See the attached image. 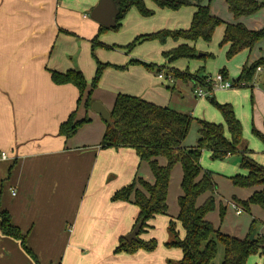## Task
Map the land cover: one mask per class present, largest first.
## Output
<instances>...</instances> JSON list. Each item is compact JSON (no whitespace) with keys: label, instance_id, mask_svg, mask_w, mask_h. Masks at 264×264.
Returning a JSON list of instances; mask_svg holds the SVG:
<instances>
[{"label":"crops","instance_id":"crops-1","mask_svg":"<svg viewBox=\"0 0 264 264\" xmlns=\"http://www.w3.org/2000/svg\"><path fill=\"white\" fill-rule=\"evenodd\" d=\"M99 1L0 0V200L2 207L11 213L14 224L28 234V246L39 260L37 263L20 240L2 232L0 219V264H167L166 259L171 256L170 252L166 256V253L160 255L142 249L135 253L117 251L120 238L133 230L138 207L133 202L112 200V195L135 177L153 182V173V177L150 176L148 167L141 171L144 161L135 148L102 147L106 121L92 107L89 110L84 105L78 107L79 91L75 85L56 84L51 78L50 70L77 68L85 74L84 63L94 70L92 40L100 36L103 24L92 18L91 11ZM151 1L146 0V3L155 10L153 15L144 16L138 9L131 8L122 20L121 29L110 38L100 37L101 43L124 44L135 35L190 27L194 6L172 10L160 8ZM223 1L228 6L227 1ZM204 3L211 4V0ZM210 8L214 15L221 17L213 5ZM258 13L238 19L232 13V17L225 16L224 20L240 21L249 28L259 29L264 24L257 17ZM179 16H184L189 23L181 25ZM173 41L171 47L163 51L181 43ZM225 46L228 49V45ZM125 54L123 62L133 58L130 57L133 54ZM164 60L167 61L165 57ZM104 62L110 63L109 60ZM168 63L175 67L174 61ZM257 74L254 84L259 82ZM170 84V92L181 95L185 92L184 85L193 88L192 82L184 80H174L168 86ZM119 92L168 105L165 90H126L121 85L106 93L97 90L94 101H101L111 111ZM77 108L78 119L89 115L92 122L85 123L74 136L67 138L59 133L60 124ZM200 119L204 118H197L199 129ZM184 145L194 143L186 138ZM3 151L7 152L6 157L2 156ZM252 156L255 158L254 152ZM159 160L166 163L164 157ZM178 173L180 175V170ZM252 188L254 193L262 187ZM176 212L168 210L167 215H157L145 232L150 233L155 228L154 222L159 216L167 217L169 226L170 219L178 216L180 207ZM158 220L166 224L164 218ZM168 226L166 242L171 238ZM218 228L222 230L221 226ZM177 229L183 237L184 228L183 232ZM224 232L244 238L250 231L245 235ZM256 233L264 234V231L256 228ZM141 237L152 238L151 234H141ZM181 257L182 250L178 255L179 259Z\"/></svg>","mask_w":264,"mask_h":264},{"label":"trees","instance_id":"trees-1","mask_svg":"<svg viewBox=\"0 0 264 264\" xmlns=\"http://www.w3.org/2000/svg\"><path fill=\"white\" fill-rule=\"evenodd\" d=\"M160 8L178 10L184 6H194L191 25L189 28L160 29L150 33L140 34L125 46L129 53L136 44L146 40H159L166 42L168 38L181 41L177 46L163 51V56L168 62L178 58H196L214 56L208 53H198L196 42L200 39L211 42L216 29L224 25V34L221 45H228L227 56L233 57L245 49H252L264 38V26L259 29L249 28L243 22H227L221 17L214 15L210 4L205 0H152ZM230 11L238 19L242 16L253 15L264 8V2L260 0H226ZM120 12L117 23L113 27L101 25L100 32L109 28L118 29L122 20L131 8H136L144 16L153 15L155 10L148 7L146 0H120ZM93 50L97 45H102L96 36L93 40ZM106 45V44H103ZM114 48V45H106ZM96 57V56H95ZM97 68L93 77L91 88L87 90L88 82L82 70L70 68L66 71L50 70L51 78L56 84L71 83L79 90L78 107L84 99V106L89 110L94 98L92 93L97 87L104 69L108 62H102L97 57ZM129 64L142 63L150 69L161 72L165 66H159L152 62H144L140 59H131ZM116 67H125L113 64ZM264 66V57L252 63L246 62L237 79L236 86L245 82H251L258 67ZM166 68V67H165ZM164 71V70H163ZM171 73L175 79H191L196 86L211 88L207 82L208 74L202 67L197 72L188 69L180 70L169 67L165 70ZM225 77L228 71L224 67L220 70ZM247 82V83H246ZM195 86V87H196ZM210 100L217 105L225 123H217L200 119L199 138L197 144L185 146L186 140L195 117L190 113L178 111L169 105H160L140 96L119 92L114 105L110 111V122H106L100 145L102 147H133L136 149L140 159L147 161L152 170L154 181H148L139 176L117 190L112 195V200L133 202L138 207L134 227L142 223L138 239L133 241L120 238L117 251L136 252L140 248L154 250L158 241L155 238L145 240L141 234L151 227L150 221L157 215H167L169 210L168 193L172 170L177 163H181L183 177L181 182L182 194L178 197L180 212L176 218L169 222V233L171 238L166 242L169 247H178L182 250V257L177 264H216L218 255V244L224 247V257L221 264H247L252 254L264 253V234L256 233L255 239L250 235L256 230V222L252 221L249 234L237 237L222 231L207 215L216 207L215 193L218 184L215 173L206 169L201 164V155L204 149L211 152L212 158L223 159L230 154L241 156V166L247 173H238L231 177L233 183L241 187L261 186L247 199L235 198L242 208L249 210L251 204L264 206V165L252 156L253 150L248 146L242 148L243 126L238 118L234 106L231 103H220L215 97ZM78 108L73 110L68 118L60 124L59 133L67 138L74 136L78 130L87 122L91 121L89 115L77 118ZM227 127V128H226ZM228 131V134L226 133ZM264 141V133L256 130ZM159 157L166 158L162 164ZM210 192L211 195L202 203L198 204L201 194ZM1 230L4 234L21 241L23 248L39 263L34 251L28 246L27 233L14 224L11 213L2 207L0 200ZM183 225L185 234L180 236L177 222ZM133 227V228H134Z\"/></svg>","mask_w":264,"mask_h":264},{"label":"rangeland","instance_id":"rangeland-1","mask_svg":"<svg viewBox=\"0 0 264 264\" xmlns=\"http://www.w3.org/2000/svg\"><path fill=\"white\" fill-rule=\"evenodd\" d=\"M210 5H213V7L216 8L223 19H226L225 16H233L223 0H211ZM257 17L263 21L264 24V8L259 11ZM177 19L180 21L181 25H186L189 23V20H186L184 16H179ZM120 29L121 27L118 29L109 28L108 30H103L101 31L100 36H98V39L100 37L102 38L103 36H106L107 38L109 36L110 38L111 34H115V32H118ZM222 35L223 26L221 25L217 28L211 42H205L202 39L196 42V49L198 50L199 54L208 53L213 54L214 56H208L205 58L202 56L196 58L182 57L176 59L173 65L180 70L188 69L192 72H197L203 67L204 72L208 75H211L212 77L220 73V70L225 67L228 71L229 80L234 82V80L239 77L241 67H243L246 62L252 63L253 61L257 60L258 57L264 56L263 39L261 42L257 43L251 51H247L248 49H245L233 57L228 58L227 47L225 45H221L223 37ZM136 36L138 35H135L131 40H127V42L124 44H113L115 46L114 48H109L102 44L97 45L95 50H92L91 54L94 59L92 67H94V70L90 69V64L88 65L87 63H84V67L86 69L84 71V75L88 82L87 90H90L91 83L96 72V57L102 62H104V60H109L110 64L116 63V65L118 64L119 66H125L116 67L113 66V64L108 65L104 69L101 79L92 93L93 98L97 90H100L101 93H106L107 90H113L114 86L120 85L126 90H165L164 99L168 105L170 104L172 107L178 108L181 112L190 113L194 117L196 116L197 118L208 119L209 121L211 120L217 123L225 122L222 113L220 112L217 105L210 100V97L214 96L215 99L220 103L230 102L232 105H234L235 112L242 122V148L243 146H248L250 149H252L255 155V160L264 165V141L261 136L256 133V130L264 133V66H262L263 70L256 72V74H259L258 84L260 85L254 84L253 79L251 82H246V85L241 84V86H233L231 88H219L211 90V92L208 88H205L209 92L205 96H198L195 92L196 85L192 84L193 88H191V86L184 85L185 92L183 95L174 93L173 91L171 93L170 90L172 88L170 87H172V85L170 84V86H168L170 81L165 78L161 79L157 69H150L144 66L142 63L129 64L128 62L131 60V58L126 62H123V59L126 57L125 53L127 52L125 46L132 42ZM81 40L82 39H80L79 43V51H81L83 48ZM120 40L122 41V37ZM173 42L174 41L172 38H168L166 42H161L159 40H146L142 43L136 44L129 54H133L130 56L133 57L132 59L139 58L144 62H152L159 66L162 65L166 68H169L172 66H170L168 61L164 60L163 49L171 47ZM165 67L163 70H168V68L166 69ZM143 72H145V74H143ZM175 80L192 82V80L188 78H176ZM252 86L254 87L252 88ZM166 90L169 91L167 92ZM87 94L88 92H86L84 96L86 97ZM84 99L79 104V107L84 104ZM196 117L192 123L187 137V140L194 143V145L197 143V135L199 133L198 120ZM90 122H92V120ZM226 133L229 135L227 130ZM201 164L204 168L210 169L215 173V178L219 187L218 194L215 193L216 207L208 213L209 219H213V222L218 227L221 226L222 231H232V233L235 232L245 235L248 233V231H250L249 227L250 224H252V218H254L256 222V228L259 229V231H264V206L255 203L251 204V210L249 211L244 209L241 215H238L235 211L233 202H238L235 200V198L247 200L253 193L252 187L237 186L231 179V177L235 174H238V172H247V170L241 166V156L238 154H230L223 159H214L212 158L211 152L208 149H204L201 155ZM143 169H147L150 176H152V171L147 161H144V164L141 166V171ZM179 170L180 175L178 173ZM242 170L244 172H242ZM141 175L144 176L143 173ZM171 178L172 180L170 182L168 195L169 211L171 213L177 211L176 213H178L179 205L177 199L179 193L182 192L181 163H177L174 166ZM208 194L210 193L205 192L201 194L198 198V204H202L206 200ZM159 218H164L166 220V224H164L161 220H158ZM167 222V217L159 216L154 222L155 228L150 230V233H142V235L151 234L152 238H157L155 239L158 241V243L154 250H148L144 248H140L138 250L142 249L147 252H159L158 254L160 255L166 253V256L170 252L171 256L166 259V263L174 264V261L179 259L178 255L181 253V249L166 245L167 239H165V237L168 235ZM178 227L181 232H183V225L180 221L177 222V228ZM223 257L224 247L221 243H219L218 255L215 263L221 264ZM247 264H264V253L252 254L249 257Z\"/></svg>","mask_w":264,"mask_h":264},{"label":"water","instance_id":"water-1","mask_svg":"<svg viewBox=\"0 0 264 264\" xmlns=\"http://www.w3.org/2000/svg\"><path fill=\"white\" fill-rule=\"evenodd\" d=\"M119 2L120 0H100L91 11L92 18L108 27L115 26L120 12ZM92 108L98 112L106 122L111 121L110 110L101 101H94L92 103ZM141 226V222L136 224L133 230L125 236L126 240L133 241L138 239ZM255 234L256 230L252 232L250 238L255 239Z\"/></svg>","mask_w":264,"mask_h":264},{"label":"built area","instance_id":"built-area-1","mask_svg":"<svg viewBox=\"0 0 264 264\" xmlns=\"http://www.w3.org/2000/svg\"><path fill=\"white\" fill-rule=\"evenodd\" d=\"M262 69L263 68L260 66V67H258L257 71H260ZM159 77L160 78H165V79H167L170 82H173L175 80V77L171 73L167 74L165 71L159 72ZM206 79H207L208 83L210 82L211 88L200 86V85L196 86L195 87L196 95L205 96L209 92L208 90H206L207 88L211 92V90H214V89L231 88L233 86H236L235 83L230 81L228 77H225L222 72L218 73L216 76H213V77L211 75H208V77ZM241 84L244 85L245 82H243ZM241 84L239 86H241ZM6 155H7V152L3 151L2 152V156L6 157ZM15 193L16 192L14 191L13 194H15ZM235 207H236V211H237L238 214L242 213L243 208L240 205L235 204Z\"/></svg>","mask_w":264,"mask_h":264}]
</instances>
